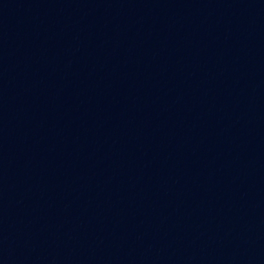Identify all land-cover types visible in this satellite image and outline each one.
I'll return each mask as SVG.
<instances>
[{
	"label": "water",
	"instance_id": "obj_1",
	"mask_svg": "<svg viewBox=\"0 0 264 264\" xmlns=\"http://www.w3.org/2000/svg\"><path fill=\"white\" fill-rule=\"evenodd\" d=\"M0 264H264V0H0Z\"/></svg>",
	"mask_w": 264,
	"mask_h": 264
}]
</instances>
